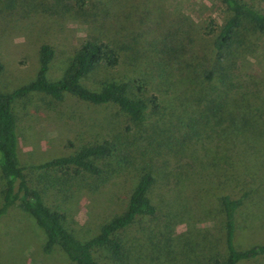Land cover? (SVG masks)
I'll return each instance as SVG.
<instances>
[{
    "label": "trees",
    "instance_id": "1",
    "mask_svg": "<svg viewBox=\"0 0 264 264\" xmlns=\"http://www.w3.org/2000/svg\"><path fill=\"white\" fill-rule=\"evenodd\" d=\"M220 1L227 14L221 22L210 18L204 26L203 35L208 38L203 37L199 44L203 61L188 54L187 47L192 50L196 43L190 36L170 44L162 42L147 49L148 60L135 62L140 72L137 86L127 76L102 79L99 89L82 83L91 73L117 68L123 54L137 47L129 40L131 45L125 46L84 41L55 80L48 77L54 51L42 44L34 79L11 91L0 89V219L18 205L44 234L43 252L57 247L73 264H146L147 259L150 264H244L264 260V241L246 246L240 242L241 234L251 227L264 228V211L251 206L253 202L260 207L264 204V82L260 75L240 71L246 56L254 52L255 36L264 35V12L247 0ZM3 69L0 62V74ZM151 83L164 86L171 95L178 94L174 105L164 103L160 96L145 97L143 91ZM32 93H43L55 101L70 96L91 105H112L135 131L132 135L114 133L71 154L27 166L19 155L15 103ZM172 155L175 161L166 179L171 186L177 179L196 177L207 169L220 175L222 189L213 196L220 216V249L210 240L179 246L170 236L169 223L153 224L161 208L153 197L155 177L150 169L139 171L125 208L86 240L70 229L63 212L45 202L47 187L67 182L70 170L75 178L86 174L100 182L117 168H129L138 158ZM145 218L148 222L140 225L144 239L127 240L125 233Z\"/></svg>",
    "mask_w": 264,
    "mask_h": 264
},
{
    "label": "rangeland",
    "instance_id": "2",
    "mask_svg": "<svg viewBox=\"0 0 264 264\" xmlns=\"http://www.w3.org/2000/svg\"><path fill=\"white\" fill-rule=\"evenodd\" d=\"M247 1L264 12V0ZM226 14L220 0H0V62L4 65L0 89L11 91L34 79L42 44H49L54 51L48 77L55 80L62 76L80 44L92 39L117 46H125L129 40L137 47L123 54L117 68L91 73L82 78V83L99 89L102 79L127 76L137 86L140 72L135 62L149 59L147 49L190 36L196 43L192 50L187 47L188 54L202 62L204 54L199 44L204 42V26L210 18L221 22ZM254 47L240 71L260 75L264 82V35L255 36ZM143 95L160 96L164 103L173 106L178 94L171 95L164 86L151 83ZM15 112L19 155L27 166L71 154L114 133L132 135L135 131L114 106L91 105L70 96L55 101L43 93H32L15 103ZM162 158H138L129 168H117L100 182H93L86 174L75 178L70 170L67 182L47 187L45 202L63 212L70 229L86 240L125 208L139 171L150 169L155 177L153 197L161 208L153 224L169 223L170 236L179 246L187 241L210 240L220 249V216L213 197L222 189L220 175L207 169L199 176L177 179L171 186L166 179L175 157ZM2 190L0 178V205ZM252 204L253 210L264 211L262 202V207ZM146 219L125 233L127 240L144 239L140 225L146 224ZM240 238L243 246L264 241V228L251 227ZM43 240L44 234L29 214L18 205L12 207L0 219V264H73L57 247L44 253ZM244 264H264V260Z\"/></svg>",
    "mask_w": 264,
    "mask_h": 264
}]
</instances>
